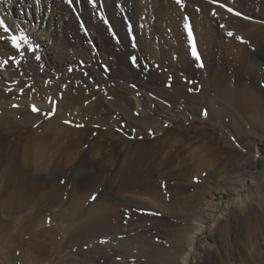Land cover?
Returning <instances> with one entry per match:
<instances>
[{"label":"bare ground","instance_id":"6f19581e","mask_svg":"<svg viewBox=\"0 0 264 264\" xmlns=\"http://www.w3.org/2000/svg\"><path fill=\"white\" fill-rule=\"evenodd\" d=\"M183 3L184 7L181 8L175 3V0H104L103 7H98L94 10L88 5L87 0H80L78 4H75L74 0L75 11H73L72 8H69V6L64 3V0H38V2L37 0H0V18H3L5 23L10 26L13 35L27 36L29 42L37 49H41V46H44L42 47L43 56L51 68L55 67V69L61 70L64 65L63 62H68V59L71 60L72 58L69 51L73 49L75 51L78 47L84 50L89 48L85 41H87V38L90 36L91 39H98V54L101 50L103 56L114 57V61L111 65L113 67L116 65V68L111 74L113 78H123V74L129 75L134 73L131 66H129L128 69L124 67V69H122V75L120 71H118V66L121 67V63H125L126 57L128 58L133 52H141L145 58L155 59L153 63L156 67L159 66L157 67L158 69H160V67L167 68L164 66L168 62L171 64V66H168L172 67L173 71H176V73L179 69V62L177 61L179 58L188 66L185 67L186 65H183V68L186 70L188 69V72H196L201 76L203 80L201 83V95H199V97L196 94V96L191 95L192 93L190 94L187 88L193 89V86L189 84L186 86L181 82L174 88L175 93L174 91L170 92L161 85L154 87V92L161 96L166 95L168 100L171 101H177L183 98L185 100L186 98L187 101L194 104V106L191 107V112L197 111L201 114V111L207 110L209 118L217 117V119H219L227 115L232 118L235 117L229 108L241 113L260 111L259 105L262 95L256 91L257 87H254L253 84L257 77L264 75V1L258 3L257 0H216L214 3L212 0H183ZM221 3L225 5L223 8L220 7ZM117 5H119V7H117ZM228 7L233 8V13L227 11ZM197 8L200 9L199 12L196 11ZM213 10L219 14L218 18L217 16H212L211 13ZM236 11L240 12L241 15H235L234 13ZM97 13H102L106 19L112 21L121 35L120 43L112 39L113 35L108 31V25H105L99 19ZM185 15L190 18L189 22L194 31L196 46L201 56L203 67L200 66V62L191 54V45L184 29ZM125 20H127V24L128 22L132 23L138 49L131 47L130 39L125 29ZM220 22H224V29L234 33L233 37L227 36V38L225 36L224 30L219 27ZM81 23H83L84 29H81ZM85 29H87V31H85ZM246 30H249V33L241 37L242 40L236 39V37L240 35L239 32H244ZM55 34H58L59 41L62 45L60 49H58V53L52 57V55L49 56L47 54L49 50L46 40L53 39ZM0 36L4 37V40H0L1 137H4V133L8 134L9 132H14L15 130H11V127H16L18 125L21 130H23L24 127L26 128V126H31L35 122L40 121V119H42L41 113L38 111L33 112L32 108L33 106L39 109L48 107L46 103L48 99H46L45 96L56 93L60 87L57 81L67 82V80L70 79V84L67 85L72 89L78 82L75 80L79 78V80L82 79L92 86L89 77L84 75L91 71L90 75L94 77L97 83H103L104 85L108 83L102 73V68H95V66L89 67L87 71L84 70L79 75L65 76L58 80L55 75H52L53 73L50 70L44 69V67L36 61L34 55L37 52H25L24 56H20L19 53H16L14 60L10 59L8 60V64H4L3 62L13 55L14 50H12L10 40H7V34L3 33L2 29H0ZM118 46L121 47L119 51H117ZM26 48L27 45H24L21 50L24 51ZM252 51L255 52L252 53ZM16 61H19V66ZM19 67H21V72L17 69ZM238 70L239 72H237ZM136 71L135 73H137ZM234 75L237 76L234 77ZM48 78L53 79L55 84L53 83L46 87V80ZM155 78L159 79L160 77L155 76ZM81 93L80 91L78 96L73 95L71 91L66 93L64 99L59 102L60 106H62V108L60 107V112L58 113L57 111L56 116L47 119L43 127L39 125V128H43L41 134L38 133V131H40L38 128L30 132L32 138L27 139L28 142L24 147L32 150L36 155L40 152L45 153L53 151L52 153H54L55 151L58 152L64 149L65 146L60 143L59 138L60 136L68 137L72 135L74 126H71V124L67 125L63 121L68 118V111L71 112L72 115L77 110L85 109ZM113 93L116 95V99L108 101V105L112 107V110H119V115H122L130 126L133 124V126L140 129L142 128L143 131L147 132V141L144 142L147 148L143 150L137 160L126 159L119 168L112 165L113 161H111V159H105L106 161L103 163L101 162L102 168L105 166L107 170H110L111 168L109 166L107 167V164L115 168L111 178L107 176L109 174L101 176L102 174L100 175L96 170L94 172H88L86 170V165L88 163L85 159L87 155L86 157H80L79 161H75L76 163L74 162L75 164L72 168L73 199L70 204L71 207H66L64 204L59 210L63 211L62 215H60L63 219L62 221L72 229V239H76L79 244L80 242H83V244L88 243L89 239H94L101 235L114 232L121 233L123 229H131L133 235L121 239L119 245H113L110 244V242L104 245L105 248H107L105 252H108V254L113 252L125 254L122 245H144V243L140 244L138 242L137 237L141 235L138 233L147 230L148 226L142 228L141 223L144 222L146 225L151 221V218L145 214L146 212L137 211V209H145L142 207H145V197L154 198L161 193L160 187L158 188L152 181V176L156 172V169L161 170L164 167L168 168L165 172L158 170V174L159 176H164L165 181L169 180L170 182L172 179H176L177 181L175 180V184L181 183L186 177V169L192 171L191 159L184 143H186V134H189V132L193 131V128H198V126L191 125L188 127L183 125L180 128L172 127L165 132L162 123H160L162 120L159 118L166 116V118L171 121L181 119L183 122L190 119L192 121L191 123L202 120L200 117L195 118L193 114L188 115L184 110L168 108L161 100H153L147 97L149 99L148 102H143L133 94V90L127 84L121 83L120 80L117 82V87H115ZM130 93H132V95ZM54 96L56 97V95ZM120 99L123 100L122 104H118V100ZM199 103L201 106L199 110H197L196 104ZM153 104L157 106V109H160L159 114H157V116H159L158 118L154 115H149L147 112L146 106L151 107ZM216 104H220V107L217 108ZM202 106L205 110L201 108ZM135 108L140 111L139 116H134L132 109ZM86 111L88 110H84L85 113ZM62 114H64L65 117L62 116ZM5 127L11 129H4ZM78 129L81 132H87V128ZM151 129L155 130L154 132L157 135L156 138H150ZM205 129L206 128L201 127L196 133L200 135L206 132ZM162 131H164L163 133L165 134H161ZM198 134L196 136H198ZM2 141L3 143L0 142V172L2 171V174L4 170L9 178L10 175L12 176L13 174L12 170L14 166H10L9 168V164L6 162L8 154V149L6 148L10 146H7L8 142ZM167 146H170L168 150H166ZM55 147H57V149H55ZM61 152L62 151H60V154ZM153 161L154 165H152ZM46 162L47 159L44 155L34 157V163ZM4 164H7V166ZM208 164H211L210 166H215V162H209ZM2 166L4 167L3 169ZM94 166L95 165H93V167ZM44 171L46 170L44 169ZM20 172L21 174L17 173L19 174L17 176V181L21 184H25L28 180V175H26L24 171ZM107 173L110 172L108 171ZM217 176H219L218 169L214 170L210 177L216 178ZM252 178L248 184L243 182L242 185H238L239 187L230 190L229 194L234 196L238 204H243L247 199H251L255 192L263 187L258 182L252 181ZM219 179L221 180V177ZM80 189H84V191L88 193L83 194ZM92 193L96 194L97 199L87 206L84 205L83 198ZM125 193L129 195L125 196ZM29 195L31 196V194ZM178 197L177 195L175 196V205L169 203L168 207H173L177 209V213H180L183 209V203ZM222 198H225V196L220 195L215 198L217 199V203L213 205L214 209L221 211L222 208H227V205L220 203ZM215 199L212 198V200ZM37 207L39 206L37 205ZM75 207L80 208V211L72 214V209ZM217 217L218 216L215 218ZM126 219L127 222H125ZM156 220L166 225L169 223H165L158 219ZM198 226V230H196L197 233L191 237L190 242L186 245V249L182 246L180 248L182 251L181 253H183V251L185 252L184 256L181 255L180 258L179 255V257L174 260L168 263L164 262V264H206L207 259H201L203 254L201 255L199 242L207 241L212 229L202 224ZM31 236L30 238H32ZM37 236H35L36 239L38 238ZM12 238V235L2 234L0 231V264H12V259L9 257L12 252L13 257L16 256L18 259L22 260V264H39L41 258H48L47 256H49V254L45 255L40 247L31 249L28 247L26 248L25 244L19 247L15 246V244L12 245ZM180 239L181 242H179V245H182L183 240L182 238ZM145 245L147 247L145 246L146 250L144 251H148L147 254H150L148 255L150 259H146L142 264H156V260L160 259L161 253L159 255L157 251L151 249L150 245ZM17 248H20L19 255L16 253ZM82 253L85 254L86 252L82 251ZM103 255L105 254L103 253ZM109 256L110 255L107 257ZM92 258L94 260V257ZM52 260L53 258L51 261ZM80 261L82 262V260ZM50 264L55 263L50 262Z\"/></svg>","mask_w":264,"mask_h":264},{"label":"rangeland","instance_id":"374dc122","mask_svg":"<svg viewBox=\"0 0 264 264\" xmlns=\"http://www.w3.org/2000/svg\"><path fill=\"white\" fill-rule=\"evenodd\" d=\"M257 1L258 3H261L264 0ZM218 15L219 14H217V18ZM125 21V29L127 30L132 47L133 41L128 32L127 20ZM128 23L132 25L131 22ZM223 24L224 22H220L219 27ZM109 26L112 28L110 34H115L112 36V39L120 43L121 35L110 20L108 27ZM220 28L224 30V34L227 37L226 33L228 31L224 29V27ZM239 33L240 37H244L249 33V30L244 32L241 31ZM133 35L135 36L134 31ZM46 41L49 50L47 54L54 57L62 45L59 41L58 34H55L53 39ZM85 42L89 46L86 50L79 49V47L76 48V50L78 49L77 51H74L73 48L71 51L68 50L70 52L69 54L72 56V62L69 59L68 62H63L64 65L61 70H57L55 67L51 68L48 65L47 60L43 56L42 47L44 46H41V49H37V53L34 55H40L42 57L38 63H40L44 69L46 68L50 70L53 73L52 75H55L58 80L65 76L79 75L84 70L87 71L89 67L95 66V68H102V73L108 83L107 85L99 82L97 83L94 77L90 75L91 71L87 73L86 77H89L92 86L84 82L82 79L79 80V78L75 80L78 82L72 89L67 85L70 84V79L67 80V82L57 81V83L60 84V87L56 93L45 96V98L48 99L46 101L48 107L45 109H39L36 107L38 112L42 115L40 121L35 122L31 126H26V128L24 127L23 130H21L18 125L16 127H11L12 129L8 127L4 128L15 130L8 134L4 133V137H1L2 135L0 136V142L3 143L2 140H4V142H8L7 146H10L9 148H6L8 149L6 162L9 164V168L10 166H14V169L12 170V176L10 175L9 178L4 170L2 174V171L0 172L1 233L13 236L12 245L15 244V246L19 247L20 245L25 244L26 248L28 247L31 249L40 247L45 255L49 254L50 257L47 256L48 258H41V261L39 259V264H50V262L55 264H77L78 262L79 264L81 262L80 260H82L80 264H139V262L142 264L146 259H150L148 256L150 254H147L148 251H144L147 247L145 244L150 245L151 249L157 251L159 255L161 253V257L156 260V264H164V262L168 263L179 257V255L180 258L181 255L184 256L185 252L183 251V253H181V246L186 249V245L190 242L191 237L197 233L196 230H198V225L202 224L211 227L212 229L207 241L199 242L201 255L203 254L201 259H207L206 264H264V75L257 77L253 84L254 87H257L256 91L262 95L259 105L260 111L241 113L229 108L235 117L232 118L227 115L226 117L222 116V118L219 119H217V117L209 118L208 115H202L204 111H201V114L197 111L191 112V107H193L194 104L187 101L186 98L185 100L183 98L181 100L171 101L168 100L166 95L161 96L153 91L154 87L161 85L170 92L174 91L175 93L174 88H176L178 83L181 82L186 86L187 84L193 86V91L190 92V94L192 93L191 95L196 94L198 97L201 95V83L203 82L201 76L196 72L191 73L188 72V69L186 70L183 68V65L185 66L186 64H184L185 62L181 59L178 58L177 60L179 62L177 74L176 71H173L172 67L168 66H171L170 63L167 62L166 65L164 64V67L167 68L160 67V69H158L153 63L155 59H149L148 57L145 58L141 52H133L132 55H135L138 58V63L141 67L132 66L129 59L132 55H130L128 58L126 57L125 63H121V67L118 66V71H120L122 75V69H124V67L128 69V67L131 66L134 73L129 75L123 74V78H113L111 74L116 68V65L115 67L111 65L114 61V57L103 56L101 50L98 54L97 48H99V45L97 38L91 39L89 36ZM135 43L137 45L136 40ZM120 48L121 47L118 46L117 51H119ZM134 49H138V45ZM253 52L255 51H252V53ZM7 60H10V57L7 58ZM104 66H107L110 71H104ZM69 67H71L73 71L69 72ZM185 67L188 66L186 65ZM20 68L21 67L17 68L19 69V72L22 71H20ZM135 71L137 73H135ZM237 72H239V70ZM155 76H159L160 78L156 79ZM236 76L237 75H234V77ZM119 80L121 83L127 84L133 90V94L143 102L147 103L149 100L148 98L161 100L168 108L184 110L188 115L193 114L195 118L200 117L202 121L191 123L192 121L190 119L183 122L181 119L171 121L166 118V116L159 118L162 120L160 123H162L165 132L172 127L180 128L183 125L188 127L191 125L198 126V128H193V131L186 134V143H184L191 159L190 163L192 164V171L186 169V177L181 183L175 184V177V180L172 179L169 182V180L165 181L164 176H159L158 174L159 171L165 172L168 168L164 167L161 170L156 169V172L152 176V181L158 186V188L160 187L161 193L154 198H144L145 207H142L145 208V214L151 218V221L146 225L144 222L141 223L142 228L148 226L147 230L138 233L141 234L137 237L138 242L140 244L144 243V245H122L125 254H117L114 252L108 254V252H105L107 249L104 246L106 245L105 243L110 242V244L119 245L121 239L133 235L131 229H123V232L121 233L114 232L101 235L97 238L89 239L88 243L83 244V242H80L79 244L76 239H72V229L62 221L63 219L60 215H62L63 211H60L59 209H61L64 204L66 207H71L70 204L73 199L72 168L73 165L79 161L80 157H86L87 155L85 159L88 163L86 165V170L88 172H94L96 170L100 175L102 174L101 176L109 174L107 176L111 178L112 173L115 171L113 166L119 168L126 159L137 160L143 150L147 148L144 145V142L147 141V132L143 131L142 128L140 129L133 126V124L130 126L122 115H119V110H112V107L108 105V101L116 99L113 90L117 87V82ZM188 80L192 81V83H188ZM46 83L47 87L53 83L55 84V81L48 78ZM133 85H135V87H133ZM188 89L189 88H187V90ZM70 91L76 96L79 95L80 91L82 92V99L84 100L83 106L85 109L77 110L72 115L71 112H67L68 118L63 122L67 125L71 124V126H74V130L72 135H69L68 137L60 136V143L64 144V149H61L58 152L55 151L54 153H52L53 151L45 153L40 152L37 155L32 150L26 149L24 145L28 142L27 139L32 138L30 132L38 128L40 130L38 133H42V127L45 124V121L56 116L57 111L58 113L60 112L59 110L62 106H60L59 102H61L64 99L65 94ZM130 94L132 95V93ZM54 95H56V97ZM122 102L123 100H118V104H122ZM200 106V103L196 104V109L199 110ZM216 106L219 108L220 104H216ZM201 108H203V106ZM86 109L88 111L85 113L84 110ZM146 109L149 115H154L157 118L159 117L157 114H159L160 109H157L155 104L151 107L146 106ZM132 111L134 116L140 115V111L137 108L132 109ZM48 113L52 114L48 115ZM62 116L65 117L64 114H62ZM65 121H67V123ZM39 125L42 127L39 128ZM80 125H82V127ZM201 127L206 128V132L199 135L196 132H198V129ZM78 128H87V132H81ZM154 131V129L150 130V138L157 137ZM164 131H162L161 134H165L163 133ZM197 134L198 136H196ZM169 147L170 146H167L166 150H168ZM55 149H57V147H55ZM60 151H62L61 154ZM43 155L47 159L46 163H34V157H40ZM105 159H111V161H113L112 167L107 164V167L109 166L111 168L110 170H107L105 166L102 168L101 162L103 163L106 161ZM209 162H215V166H210L211 164L209 165ZM7 164L4 165L7 166ZM93 165L95 166L93 167ZM152 165H154V161ZM3 168L4 167L2 166V169ZM44 169L46 171H44ZM217 169L219 170V176L216 178L210 177L212 172ZM20 171H24V173L28 175V180L25 184L22 183L23 185L17 181V176L19 175L17 173L21 174ZM108 171L110 173H107ZM220 177L221 180L219 179ZM251 178L252 181H255L256 183L258 182L263 186L261 187L262 190L260 189L255 192L253 197L247 199L245 203L238 204L234 196L229 194L230 190L239 187L243 182L248 184ZM197 180L199 182H196ZM80 190L83 194L88 193L87 191H84V189ZM29 194H31V196ZM93 194L95 193H92L91 195L87 194L88 196L83 198L84 205L87 206L95 201L91 199ZM127 195L129 194L125 193V196ZM176 195L179 196L178 198H180L183 203V209L180 213L176 212L177 209L168 207L169 203L175 205L174 199ZM220 195L225 196V198L221 199L220 203L227 205V208H222L221 211H218L213 208V205L217 203V199L215 198ZM212 198L215 200H212ZM37 205L39 207H37ZM79 211L80 208L75 207L72 209V214L78 213ZM151 213H159V215H153ZM215 215L218 217L215 218ZM127 217L129 218V216ZM156 219L164 221L165 223L169 222V226L160 223ZM49 220L51 222H49ZM30 236L33 239L30 238ZM35 236H37V239L39 240H37ZM180 238L183 240L182 245H179V242H181ZM101 240L105 241V243H101ZM19 249L20 248L16 249L17 255H19ZM82 251L86 253L83 254ZM12 253L9 255L12 259V264H22V260L18 259L16 256L13 257ZM103 253L105 255H103ZM106 255L110 256L107 257ZM118 256L120 257L119 259H117ZM92 257H94V260ZM50 258H53V260L51 261Z\"/></svg>","mask_w":264,"mask_h":264},{"label":"snow or ice","instance_id":"6c2138e0","mask_svg":"<svg viewBox=\"0 0 264 264\" xmlns=\"http://www.w3.org/2000/svg\"><path fill=\"white\" fill-rule=\"evenodd\" d=\"M37 2H38V0H37ZM212 2L215 3L216 0H212ZM64 3L66 5H68L69 8H72L73 11H75V4L80 3V0H75V4H74V0H64ZM87 3H88V5L91 6L92 9L95 10L98 7H103L104 0H87ZM175 3L177 5H179L181 8L184 7L183 0H175ZM224 6L225 5L223 3L220 4V7L221 8H223ZM117 7H119V5H117ZM196 11L199 12L200 9L197 8ZM227 11L229 13H233L234 10H233V8L228 7L227 8ZM211 14H212L213 17L217 16V12L215 10H213ZM234 14L237 15V16H240L241 15V13L238 12V11H236ZM97 15H98L99 19L105 25H109V20L106 19L105 16L102 13H97ZM184 20H185L184 29L186 31L187 38H188V40L190 42V45H191V54L193 55V57L198 62H200V66L203 67L204 65L201 62V56H200V54H199V52L197 50V46H196V42H195L194 31H193V28H192V26H191V24L189 22L190 21V18L187 17V16H185L184 17ZM80 27H81V29H84L83 23H81ZM127 27H128L129 35H130V37H131V39L133 41L132 47L135 48L137 45L135 43V36L133 35L132 25L130 23H128L127 24ZM220 27L223 28L224 25H221ZM0 29H2L3 33L7 34V39L10 40L12 50H14L13 51V55L10 57V59H13L14 60L16 53H19L20 56H24L25 52L35 53L37 51V48L35 46H33L32 43L29 42V39H28L27 36H25V35H19V36L13 35L12 34V29L10 28V26L8 24L5 23V20L3 18H0ZM85 31H86V29H85ZM108 31L109 32H112L111 26L108 27ZM226 34H227L228 37H233V35H234V33L232 31H228ZM113 35H115V34L113 33ZM236 39L242 40V38L241 37H238V36L236 37ZM0 40H4V37L3 36H0ZM24 45H27V48L24 49V51H22L21 49L23 48ZM35 59H36V61H40L42 59V57L40 55H36L35 56ZM129 59H130V62H131V64H132L133 67H141V65H139V63H138V58L135 55L130 56ZM3 63L4 64H8L9 61L8 60H5ZM16 63L19 64V61H16ZM157 67H159V66H157ZM68 71L71 72V71H73V69L71 67H69L68 68ZM104 71H110V69L107 66H104ZM84 75H87V73H85ZM188 83H192V81H188ZM169 86H171V85H169ZM133 87H135V85H133ZM188 91L189 92H192L193 89L189 88ZM197 91H198V89H197ZM32 111L33 112H37L38 109L35 106H33ZM51 114L52 113H48V115H51ZM202 115L207 116L208 115L207 110H205L202 113ZM65 122L67 123V121H65ZM80 126L82 127V125H80ZM61 182H63V181H61ZM196 182H199V181L197 180ZM91 199L92 200H96L97 199L96 194H93V196L91 197ZM137 211H144V210L143 209H137ZM151 214H153V215H159V213H151ZM126 216H127V214H126ZM49 222H51V221L49 220ZM125 222H127V219L125 220ZM101 243H105V241L101 240ZM119 258L120 257L118 256L117 259H119Z\"/></svg>","mask_w":264,"mask_h":264}]
</instances>
